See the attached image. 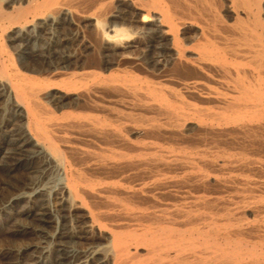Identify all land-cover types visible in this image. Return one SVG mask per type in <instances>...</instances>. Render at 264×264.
I'll return each instance as SVG.
<instances>
[{
    "label": "bare ground",
    "instance_id": "obj_1",
    "mask_svg": "<svg viewBox=\"0 0 264 264\" xmlns=\"http://www.w3.org/2000/svg\"><path fill=\"white\" fill-rule=\"evenodd\" d=\"M214 1L0 5V264H264V0Z\"/></svg>",
    "mask_w": 264,
    "mask_h": 264
},
{
    "label": "rangeland",
    "instance_id": "obj_2",
    "mask_svg": "<svg viewBox=\"0 0 264 264\" xmlns=\"http://www.w3.org/2000/svg\"><path fill=\"white\" fill-rule=\"evenodd\" d=\"M7 0H0V5L2 6V7H6V4H5V2H6ZM210 1H213V0H210ZM216 2H220L219 4H223V2L226 4L227 3V0H215ZM214 1V2H215ZM223 1V2H222ZM20 2V1H19ZM19 2H17L16 3V5L18 6V5H20V4H22V5H25V3H23L22 1L19 3ZM215 2V3H216ZM218 3H216V4H218ZM218 4V5H219ZM6 9L8 10V11H11V9L10 8H8V7H6ZM75 29V28H74ZM86 28H84V30H85ZM16 30V29H15ZM74 31V30H73ZM86 31V33L88 34V33H90L89 32V30L87 31V30H85ZM67 48L68 49H72V47H73V41L71 40V41H69V42H67ZM71 47V48H70ZM3 156H4V159H5V155H0V165H1V163H2V161H4V159H3ZM2 160V161H1ZM2 172H0V179L2 178V176H3V173L1 174ZM17 177H19L20 179L23 177V175L22 174H20V175H18ZM18 178V179H19ZM26 207H27V205H26V203L24 202H22L19 206H16V207H14V206H12V207H10V208H8V209H6V211L5 212H3V213H0V253L2 252V249H4V248H6V244H9V243H11L12 242V240H11V238H7L6 236H5V232L4 231H6V230H15L16 228H19V226H21V225H23V224H25V223H27V220L25 219V217L24 216H22L21 215V213L23 212V210L24 209H26ZM15 213H17V214H19V216L20 217H17L16 218V220H15ZM29 221V220H28ZM54 227V225H52L51 227L49 226L47 229H46V231H47V233L49 234V235H51L52 233H53V231H55V228H53ZM23 240V239H22ZM35 242H36V244L38 245V246H40V249H42V248H44L45 250H47V249H51V244H50V240L49 239H38V240H35ZM21 243H18V245H20ZM5 245V246H4ZM72 246V245H71ZM72 247H74V244H73V246ZM30 254H31V252H29ZM33 254H35L34 252H32ZM29 255V254H28ZM25 256V257H22L21 259H20V263L21 264H23V263H26L27 262V260L29 259V256ZM26 259V260H25ZM11 260L12 261H18L19 260V257L18 256H14V257H12L11 258ZM23 260V261H22ZM25 260V261H24ZM19 263V264H20Z\"/></svg>",
    "mask_w": 264,
    "mask_h": 264
}]
</instances>
